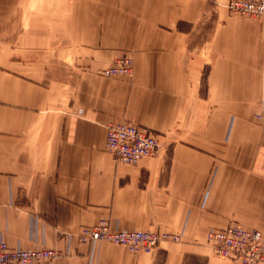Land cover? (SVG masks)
Here are the masks:
<instances>
[{
    "label": "crops",
    "instance_id": "obj_1",
    "mask_svg": "<svg viewBox=\"0 0 264 264\" xmlns=\"http://www.w3.org/2000/svg\"><path fill=\"white\" fill-rule=\"evenodd\" d=\"M228 0H0V236L68 254L41 264H228L205 245L264 230V19ZM127 53L132 72L101 70ZM159 136L136 163L109 121ZM112 226L177 233L152 252L76 239Z\"/></svg>",
    "mask_w": 264,
    "mask_h": 264
},
{
    "label": "built area",
    "instance_id": "obj_2",
    "mask_svg": "<svg viewBox=\"0 0 264 264\" xmlns=\"http://www.w3.org/2000/svg\"><path fill=\"white\" fill-rule=\"evenodd\" d=\"M230 12L243 16L264 19V0H228ZM124 64L104 70L106 75L127 72ZM254 118L264 125V90ZM160 139L150 130L127 123L113 121L106 125V146L118 160L136 163L142 158L153 157L160 148ZM180 235L143 229H110L104 222L91 230H84L81 240H108L126 246L130 250L150 251L161 239L177 241ZM206 246L213 255L236 264H264V232L253 227L229 223L221 228H210L205 235ZM52 249H26L21 245L11 246L0 237V264H37L55 257Z\"/></svg>",
    "mask_w": 264,
    "mask_h": 264
},
{
    "label": "rangeland",
    "instance_id": "obj_3",
    "mask_svg": "<svg viewBox=\"0 0 264 264\" xmlns=\"http://www.w3.org/2000/svg\"><path fill=\"white\" fill-rule=\"evenodd\" d=\"M126 58H129L130 59V63H127V72H122V73H115V74H111V75H126V74H130L131 72H132V67H133V61H132V58H131V56L129 55V54H127V53H123L122 55H120V56H118L117 58H115V60L110 64V65H108V66H106V67H104L102 70H101V73L102 74H104V75H106L105 74V72H104V70H106V69H108V68H111V67H114V66H117L119 63L121 64V65H123L124 64V61L126 60ZM111 75H107V76H111ZM258 107V106H257ZM257 109V108H256ZM254 120H255V118H254ZM115 121H125V122H127V123H131V124H134V123H132V122H129V121H126V120H115ZM257 123H259L257 120H255ZM110 122H113V121H109V122H107V124L108 123H110ZM106 124V125H107ZM106 125H105V128H106ZM135 125H137V124H135ZM137 126H140V125H137ZM140 127H143V126H140ZM143 128H146V127H143ZM146 129H148V128H146ZM149 130V129H148ZM152 132V131H151ZM153 134H155L154 132H152ZM158 138H159V136L157 135V134H155ZM106 148H107V146H106ZM108 150V149H107ZM109 152V151H108ZM116 158V157H115ZM101 222H104L110 229H138V228H121V227H119V226H112V225H110L109 224V222L107 221V220H105V219H101V220H99L96 224H94V225H91V226H86V227H83L81 230H80V232L77 234V236H76V239H77V241L78 242H81V243H89V244H94L95 242H98V241H106V242H111V241H108V240H90V239H88V240H81L80 239V236L82 235V233L84 232V230H87V229H89V230H91L92 228H94L95 226H98V225H100V223ZM253 228H257V227H253ZM257 229H259V228H257ZM143 230H145V229H143ZM260 231H262V232H264V230H261V229H259ZM151 231H156V232H162V231H158V230H151ZM163 232H165V231H163ZM175 234H177V233H175ZM206 235V234H205ZM71 236H72V234H68V241H67V245H66V247L62 250V249H58V248H51V247H45V246H40V245H37V244H35L33 247H29V248H26V247H23V246H21V247H23V248H26V249H33V248H46V249H52V250H55L58 254L55 256V257H53V258H51V259H47V260H42V261H40L39 263H37V264H41L42 262H46V261H51V260H54V259H56V258H58L59 256H62V255H64V254H68V252H69V250H70V247H71V245H70V243H71ZM1 237V236H0ZM4 239V238H3ZM5 240V239H4ZM161 240H166V239H161ZM160 240V241H161ZM168 240H170V239H168ZM160 241L159 242H157V244L154 246V248L152 249V250H150V251H142V250H135V251H133V250H130V249H128L126 246H124L125 248H127L129 251H131V252H152L157 246H158V244L160 243ZM174 241V240H173ZM111 243H114V242H111ZM114 244H116V243H114ZM117 245H120V244H117ZM205 245H206V243H205ZM13 246H15V245H13ZM121 246H123V245H121ZM207 247V246H206ZM208 248V250H209V252H210V254L212 255V256H216V255H213L212 254V252L210 251V248L209 247H207ZM216 257H219V256H216ZM221 258V257H220ZM222 259H224V260H226V262H228V264H236V263H233V262H231V261H229L228 259H225V258H222Z\"/></svg>",
    "mask_w": 264,
    "mask_h": 264
}]
</instances>
